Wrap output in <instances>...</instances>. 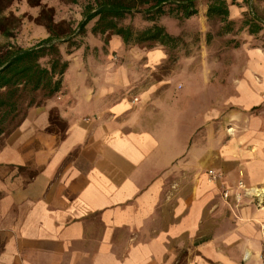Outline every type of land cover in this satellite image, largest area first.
Returning a JSON list of instances; mask_svg holds the SVG:
<instances>
[{
    "label": "crops",
    "instance_id": "0c3cea01",
    "mask_svg": "<svg viewBox=\"0 0 264 264\" xmlns=\"http://www.w3.org/2000/svg\"><path fill=\"white\" fill-rule=\"evenodd\" d=\"M74 55L83 72L71 57L61 92L2 138L0 264H262L264 206L238 183L264 193V136L237 121L215 139L212 99L196 100L184 67L195 58L177 60L181 90L153 101L128 79L117 87L106 56H87L101 69L88 73ZM254 73L223 108L260 105ZM52 108L67 122L62 139L47 133Z\"/></svg>",
    "mask_w": 264,
    "mask_h": 264
},
{
    "label": "rangeland",
    "instance_id": "374dc122",
    "mask_svg": "<svg viewBox=\"0 0 264 264\" xmlns=\"http://www.w3.org/2000/svg\"><path fill=\"white\" fill-rule=\"evenodd\" d=\"M42 5L54 10L53 20L58 24L65 23L62 28L66 31L68 28L76 30L82 19L81 15L86 2L80 1L78 4H73L69 0H42ZM228 5L230 19L235 22L234 31L230 34L219 35L222 24L205 18V0H198V14L187 21L180 22L163 17L159 24L163 25L171 35L181 38L182 43L175 52L178 60L181 57L195 58L184 67L190 68L188 81L195 92H198L195 96L196 100L200 98L202 101L203 98L208 97L212 99V110L215 114L212 118V129L216 135L215 139L223 134H229L232 125L237 121L243 122L244 129L254 128V134L260 138L264 136V87L259 92L260 105L251 110L239 114L233 107L223 108L222 103L224 99L233 96L232 88L239 80L244 79L243 73L255 71L254 82L260 85L264 82L261 71L264 68V59L260 56V53H264V0H228ZM39 13V8L30 7L26 1L14 4L7 14H13L20 19V25L12 38L0 35V46L13 44L28 48L45 38L46 31L34 22ZM245 19H254L261 26V31L255 35H249L247 28L243 26ZM93 24L94 22H91L87 26V31ZM125 24L135 28L146 26L139 17L127 19ZM87 40L91 47L84 56L83 54L79 56L83 57L82 62L86 72L101 70L96 66L92 67L86 59L87 56L91 55L97 59L104 55L107 65L103 70L115 73L117 87L120 86L121 80L126 82L128 79L136 93L140 90H151L153 101L163 93L164 89L177 87L181 90L182 85L178 84L180 81L178 75H182L187 68L184 69L182 66L180 70H177V62L168 63L163 48L158 44L125 48L118 37H110L109 49L103 48L99 53L93 49V46L99 44L97 40L85 37L84 42L87 43ZM71 57L72 60L74 59V68L83 72L78 56ZM76 77H73V83ZM86 79L85 77L84 81L92 82L91 79ZM205 87H208L206 91H204ZM215 110L219 111L218 114ZM53 129L55 135L61 138L62 127L56 126ZM174 146L177 147V145Z\"/></svg>",
    "mask_w": 264,
    "mask_h": 264
},
{
    "label": "trees",
    "instance_id": "16d2710c",
    "mask_svg": "<svg viewBox=\"0 0 264 264\" xmlns=\"http://www.w3.org/2000/svg\"><path fill=\"white\" fill-rule=\"evenodd\" d=\"M26 1L30 7L40 9L34 22L42 27L47 37L28 48L13 44L0 46V140L15 131L32 108H39L61 92L63 77L68 71L70 57L82 50L88 52L85 37L97 40L93 49L99 53L108 49L110 37H118L125 48L158 44L164 50L167 62L174 64L181 38L173 36L159 24L163 17L180 22L198 14V0H69L73 4L85 1L82 19L76 30L62 28L65 23L53 20L54 10L42 5V0H0V35L12 38L20 25V19L8 10L16 3ZM207 20L222 24L219 35L234 31L235 22L230 19L228 0H205ZM139 17L146 24L135 28L125 24L127 19ZM94 22L87 31V26ZM243 26L249 35L261 31L254 19H245ZM104 38V40L102 39ZM47 133L55 134L53 127L61 126V139L65 136L67 122L57 108L49 112Z\"/></svg>",
    "mask_w": 264,
    "mask_h": 264
},
{
    "label": "built area",
    "instance_id": "2783aa9c",
    "mask_svg": "<svg viewBox=\"0 0 264 264\" xmlns=\"http://www.w3.org/2000/svg\"><path fill=\"white\" fill-rule=\"evenodd\" d=\"M206 176H207V181L211 184H217L218 182H220V180L222 178V175L218 172H215V171H208ZM238 188L243 191L244 196L254 197L258 200L259 206H261V205L264 206V193H260L258 190H255V189H248L244 186V184L242 182L238 183ZM243 195H241V194L236 195L234 197L235 202L239 203L241 201ZM230 196L231 195H230L228 190H224L221 194L222 199L226 203H228ZM261 231H262V235H263V248H262V252L260 255V260H261V263L264 264V225L261 227Z\"/></svg>",
    "mask_w": 264,
    "mask_h": 264
}]
</instances>
